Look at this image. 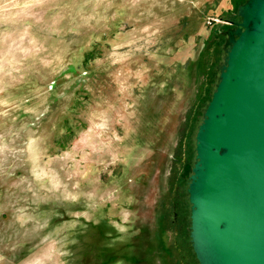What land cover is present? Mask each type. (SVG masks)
Wrapping results in <instances>:
<instances>
[{"label": "rangeland", "instance_id": "374dc122", "mask_svg": "<svg viewBox=\"0 0 264 264\" xmlns=\"http://www.w3.org/2000/svg\"><path fill=\"white\" fill-rule=\"evenodd\" d=\"M238 4L0 0V264H199L188 177L227 28L207 22Z\"/></svg>", "mask_w": 264, "mask_h": 264}, {"label": "water", "instance_id": "95a60500", "mask_svg": "<svg viewBox=\"0 0 264 264\" xmlns=\"http://www.w3.org/2000/svg\"><path fill=\"white\" fill-rule=\"evenodd\" d=\"M237 14L196 135L188 194L199 264H264V0Z\"/></svg>", "mask_w": 264, "mask_h": 264}, {"label": "built area", "instance_id": "2783aa9c", "mask_svg": "<svg viewBox=\"0 0 264 264\" xmlns=\"http://www.w3.org/2000/svg\"><path fill=\"white\" fill-rule=\"evenodd\" d=\"M208 26H220V24H223L224 26L233 28V22L232 21H223L221 19H217V18H209L208 22H207ZM221 34L223 32H220Z\"/></svg>", "mask_w": 264, "mask_h": 264}, {"label": "trees", "instance_id": "16d2710c", "mask_svg": "<svg viewBox=\"0 0 264 264\" xmlns=\"http://www.w3.org/2000/svg\"><path fill=\"white\" fill-rule=\"evenodd\" d=\"M246 2V0H239V4H238V8H239V6L240 5H242V4H244ZM237 8V9H238ZM227 28H230V27H227ZM227 28H225L223 31H221V32H225L226 30H227ZM220 37H223V35L220 33V32H218L217 33ZM224 43H225V40H223L222 41V45H224ZM220 62V61H219ZM219 62H218V64H219ZM221 63V62H220ZM217 65H213V67L215 68ZM210 100H211V97H210ZM210 100H209V102H210ZM193 169V168H192ZM185 180H186V177L184 178ZM188 179H190V177H188Z\"/></svg>", "mask_w": 264, "mask_h": 264}, {"label": "crops", "instance_id": "0c3cea01", "mask_svg": "<svg viewBox=\"0 0 264 264\" xmlns=\"http://www.w3.org/2000/svg\"><path fill=\"white\" fill-rule=\"evenodd\" d=\"M227 31V30H226ZM224 37V36H223Z\"/></svg>", "mask_w": 264, "mask_h": 264}]
</instances>
